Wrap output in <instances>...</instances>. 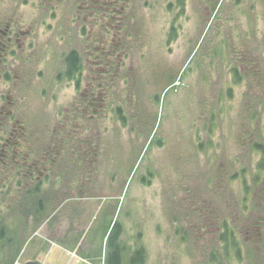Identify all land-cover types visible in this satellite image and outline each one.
Instances as JSON below:
<instances>
[{
  "label": "rangeland",
  "instance_id": "obj_1",
  "mask_svg": "<svg viewBox=\"0 0 264 264\" xmlns=\"http://www.w3.org/2000/svg\"><path fill=\"white\" fill-rule=\"evenodd\" d=\"M179 2L0 0V108L39 131L31 182L0 166V264H104L115 225L121 264H264V0Z\"/></svg>",
  "mask_w": 264,
  "mask_h": 264
},
{
  "label": "trees",
  "instance_id": "obj_2",
  "mask_svg": "<svg viewBox=\"0 0 264 264\" xmlns=\"http://www.w3.org/2000/svg\"><path fill=\"white\" fill-rule=\"evenodd\" d=\"M179 1L180 0H178V2ZM178 7L180 8V10H183L184 4L182 1L179 2ZM174 35H175L174 25L171 24L170 32L168 34V39H170V37L172 39ZM11 56H13L12 52L6 50V46H4V42L2 44L0 43V77H4L5 80L8 82L10 81L7 80L9 75L7 72L6 74H4L2 68H3V63L4 64L9 63L7 58ZM8 67L10 68V66ZM62 74H63V78L66 81L74 82L76 86L79 84L82 74V61L80 60L79 56L75 51H70L66 55V57H64V70ZM5 105H9V104H5ZM115 111L118 115L120 109L117 108ZM119 120H121L120 117ZM0 127L2 129V130L0 129L1 130L0 131V166L4 168L3 170L4 172L8 173L10 170L12 171L14 170V172L17 173L16 175H19V177L24 176L25 181L31 182L32 180L29 177V173L31 171H29L30 166L27 163L29 159L27 158H29V154L31 155L35 154L33 150H35L37 146L34 145V135L35 137H37V135H39V131H33V128L29 127L27 125V122L25 121L22 122L17 121L16 118L13 117L12 113L9 110H6L5 108H0ZM54 132L56 134L55 136L57 139L58 136L60 135L59 134L60 129L57 128V130H55ZM41 133L43 132L41 131ZM74 136L75 135H73L72 137L66 136L65 138L68 139V141L75 142ZM73 147L76 148V145H73ZM30 164L32 165V163ZM16 182H17L16 186L18 188L25 190L23 198H25L26 201H28V199L34 198L35 203L32 206L34 207V213L38 214L43 212L45 208L42 199L40 197L39 198L37 197L38 195L42 194L43 186L47 181L46 180L40 182L35 181L33 185L30 184L22 185L21 179H18ZM0 188L3 191L6 188V185L0 184ZM7 205H9L10 207V204ZM6 207L8 208V206ZM120 237H121V229L118 225H115L113 228H111L110 233L107 237L106 244H107L108 254L105 258L104 264H121L122 256L125 250L120 243ZM227 237H228L227 233L223 234L222 240H225ZM4 239H6L8 243L11 241V239L6 238L5 227L1 225L0 240H4ZM144 258L145 257H144L143 249L142 248L137 249L130 255L128 264H143Z\"/></svg>",
  "mask_w": 264,
  "mask_h": 264
},
{
  "label": "water",
  "instance_id": "obj_3",
  "mask_svg": "<svg viewBox=\"0 0 264 264\" xmlns=\"http://www.w3.org/2000/svg\"><path fill=\"white\" fill-rule=\"evenodd\" d=\"M25 264H40V263L35 262V261H29V262H26Z\"/></svg>",
  "mask_w": 264,
  "mask_h": 264
},
{
  "label": "flooded vegetation",
  "instance_id": "obj_4",
  "mask_svg": "<svg viewBox=\"0 0 264 264\" xmlns=\"http://www.w3.org/2000/svg\"><path fill=\"white\" fill-rule=\"evenodd\" d=\"M10 22V21H9ZM9 22H8V25L7 26H9ZM2 23H0V25H1ZM10 27L11 26H9V29L7 30V35H8V33H9V31H10ZM18 36V35H17ZM16 41V40H15Z\"/></svg>",
  "mask_w": 264,
  "mask_h": 264
}]
</instances>
